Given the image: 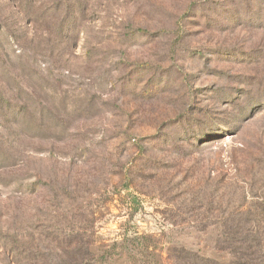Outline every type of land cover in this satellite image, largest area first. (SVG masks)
I'll use <instances>...</instances> for the list:
<instances>
[{
    "label": "rangeland",
    "instance_id": "1",
    "mask_svg": "<svg viewBox=\"0 0 264 264\" xmlns=\"http://www.w3.org/2000/svg\"><path fill=\"white\" fill-rule=\"evenodd\" d=\"M67 4L84 36L49 61L0 0V93L23 105L17 133L0 120V264L4 238L48 236L65 262L80 241L96 264L230 259L214 224L264 202V0Z\"/></svg>",
    "mask_w": 264,
    "mask_h": 264
},
{
    "label": "trees",
    "instance_id": "2",
    "mask_svg": "<svg viewBox=\"0 0 264 264\" xmlns=\"http://www.w3.org/2000/svg\"><path fill=\"white\" fill-rule=\"evenodd\" d=\"M17 2L18 6H13L17 9L16 16L20 19L26 18L29 20L30 25H33V27L39 31V34L31 39H29V36L23 35V37H26L25 41L27 42L24 44L22 42L21 45L32 46L29 48L26 47V49L25 46L21 47V50L24 48V51H30L29 53L33 50L38 52H49L48 60L51 61L58 56L55 53L62 43L60 40L61 38L64 39V42L69 38L71 39L69 41H72L74 46H77L81 40V35L82 37L84 36L82 30L79 29V26L76 24V19L73 18L76 14L82 16L84 13V11L82 12V9L77 7L76 4H67L68 0H53L51 3L52 7L50 6L49 8L50 14H46L44 12L40 13L41 10L36 9L33 0H17ZM86 11L87 9H85L84 16L87 14ZM61 12H64L61 14L63 15L62 22L60 25L56 26V15ZM89 13L93 16L95 13L94 8H91ZM28 27L29 26L26 28ZM3 33L8 39L14 41L12 42V45L16 47L18 46L19 42L17 41V38L15 39L14 33L3 29H0L1 44ZM58 37L61 38L58 39ZM5 43H8V40H6ZM35 55L38 57V54ZM0 60H2L1 57ZM14 100L15 101H11L3 93H0V120L6 124L11 123L13 127L12 131L17 133L18 130H15V127L19 125L18 117L21 115L23 105L18 103V99ZM13 117L14 123H12V120L9 123L10 118ZM228 214L229 216L226 219L222 218L223 220L214 224V228L219 233V244L222 247L220 250L225 251L230 259L224 261H221L222 259H220L217 261L200 257L185 258L183 259V264H264V202L255 205L254 208L250 210L235 209L230 210ZM47 241V243H43L39 240L25 242L23 240H17L16 238L3 239L7 255L11 258L12 264L97 263L94 256L86 250L85 252H80L81 249H84V246L88 244L90 246V243L88 242L80 241L78 245H81L79 246L81 249L72 246L77 252H74V255L71 254V256L67 257L68 260L65 262L55 253L54 248L51 245L54 244L57 249L59 248L63 250L61 243L49 238V236Z\"/></svg>",
    "mask_w": 264,
    "mask_h": 264
}]
</instances>
